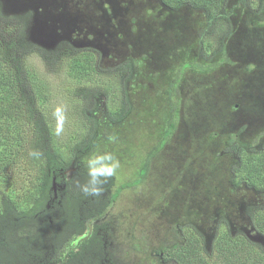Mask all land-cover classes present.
<instances>
[{"label": "rangeland", "instance_id": "374dc122", "mask_svg": "<svg viewBox=\"0 0 264 264\" xmlns=\"http://www.w3.org/2000/svg\"><path fill=\"white\" fill-rule=\"evenodd\" d=\"M239 2L225 0L230 20L211 26L212 39L221 30L226 35L217 43L224 45V55L213 58V53L204 60L197 55L201 19L186 6L170 12L156 0H0V44L25 34V12H34L27 35L37 47L23 48L17 60L25 76L29 72L45 82L43 112L53 129L52 109L57 104L67 107L60 140L70 138L72 146L71 139L88 128L86 116L94 117L92 108L103 102L110 100L108 109H124L125 100L129 103L131 120L102 129L104 140L94 148L113 152L121 162L114 187L103 196L136 180L147 153L162 140L169 127V86L179 64L211 66L224 56L213 71L184 72L179 83L182 116L174 134L150 161L146 178L123 188L107 210L108 244L125 262L159 264L153 250L179 243L177 229L189 223L210 246L222 225L214 220L222 214L230 221L224 230L242 231L251 242L264 245V238L248 233L249 219L243 213L247 205L263 203L264 196L243 186L229 190V154L218 158L229 133L238 132L245 125L238 126L240 120L248 115L260 116L256 134L264 130V6L263 13L250 15L237 10ZM37 30L46 41L37 40ZM82 52L92 54L93 78L76 82L68 76V60ZM142 57L150 63L140 67L142 74L135 80L138 69L128 73L127 68ZM112 133L118 135L116 143L107 141Z\"/></svg>", "mask_w": 264, "mask_h": 264}, {"label": "trees", "instance_id": "16d2710c", "mask_svg": "<svg viewBox=\"0 0 264 264\" xmlns=\"http://www.w3.org/2000/svg\"><path fill=\"white\" fill-rule=\"evenodd\" d=\"M158 1L171 10L186 6L198 12L201 19L197 34L198 57L209 60L213 53V58L217 54L224 55V45L217 43L224 41L225 33L221 30L222 35L216 40L210 33L213 24L230 20L223 8L225 0ZM239 3L237 10L250 15L263 13L264 0H240ZM26 47L23 32L16 41L0 44V264H130L111 251L106 213L123 188L137 186L146 178L152 157L174 134L177 119L182 115L179 109L182 69L171 88L169 113L172 119L163 134L166 137L147 156L138 178L112 195L84 197L77 184L87 181V170L69 172L68 178L64 172L71 165L72 151L77 154L84 150L80 140L85 135L71 139L73 148L70 138L62 141L54 135L43 112L48 99L45 82L29 72L25 76L17 60L18 52ZM223 58L211 66L191 61L189 67L210 72ZM93 65L92 54L82 52L68 60V76L76 82L91 81ZM247 117L242 122L239 119L238 126L245 125L231 141L223 143L238 142L233 149L235 169L231 179L227 174V182L229 190L243 186L264 196V145L258 147L264 130L260 135L255 133L262 125L259 115ZM33 149L42 152L40 160L29 157ZM114 185L115 177L105 185L104 193ZM246 213L254 235L264 238V207L255 204L252 208L249 206ZM220 223L210 246L195 228L183 229L180 242L163 249L162 260L175 264H264L262 243L232 237L229 230H224L228 224L224 220Z\"/></svg>", "mask_w": 264, "mask_h": 264}, {"label": "flooded vegetation", "instance_id": "af4514ba", "mask_svg": "<svg viewBox=\"0 0 264 264\" xmlns=\"http://www.w3.org/2000/svg\"><path fill=\"white\" fill-rule=\"evenodd\" d=\"M158 1V0H156ZM159 2V1H158ZM160 3V2H159ZM164 8H166V10L172 12L174 10H171V9H168L166 6H164L162 3H160ZM106 9V8H105ZM25 10H33L32 8H25ZM107 10H104V12H106ZM104 14V13H103ZM34 12H25V41L26 43L28 44L27 46L29 48H36L37 47V43L35 41H33V39L31 38V40L34 42L33 44L31 42H29L28 40V35L27 33L29 32V35L31 36V30L30 28L33 27L34 25ZM110 19V18H109ZM107 19V20H109ZM37 34L39 36H36L37 37V40L41 41V42H44L46 41V39L43 38V36L41 35L40 31L37 30ZM202 58V57H200ZM150 62L148 61H145L144 60V57H142L140 60H136V61H131V64H132V67L131 69L128 67V73L130 71V73L134 70V69H138L137 71V77L135 80H138V78L140 77V75L142 74V68L140 67H143V66H146L148 65ZM181 64V63H180ZM179 64L178 66V70H177V73H176V76L179 74L180 72V69H182V75H184V72H186L187 69H190L189 67V62H185L182 66ZM176 78V77H175ZM175 81V80H174ZM174 83V82H173ZM172 83V84H173ZM125 84V83H124ZM172 84H170V91H171V88H172ZM129 94V93H128ZM171 97V95H170ZM169 97V101H168V111H170V102H171V99ZM109 103L106 105L104 102L102 103V105H98L94 108H92V114L94 115L93 116H86L87 118L85 119L87 122H88V128L86 130V132L82 135L84 136L83 138H81L80 142L82 141L83 142V146H84V150L81 152V151H78L77 154L76 152H73L72 151V155H73V159H72V162H71V165L69 169H66L65 172H64V175L66 178L70 177L71 175L69 174V172H73V171H85L87 170L85 167H84V164L82 163L83 159L88 156L90 153L94 152V148H95V145L98 143L99 140H104V137L105 135L102 133V129H106V128H114L116 127L117 125H123L125 122H128L129 120H131V117H132V110H131V107H129V103L125 106V108L122 110L120 109L118 106L116 107H113L111 109H108L109 105H110V100L108 101ZM183 105L179 102V109H181ZM95 113L97 114H101L102 117L101 118H98ZM182 115H180L179 117H181ZM179 117L177 119V123H176V127L178 126V120H179ZM171 117H169V120H168V125L170 124V121H171ZM132 122V121H131ZM130 122V124H131ZM182 125H185V124H182ZM181 126V125H180ZM168 130V129H167ZM166 130V131H167ZM165 131V132H166ZM235 136V133H229V135L227 136V141H231V139ZM166 137V135H162V140H164ZM172 136H170L171 138ZM169 138V139H170ZM91 139V140H90ZM169 139L167 140V142L169 141ZM161 140V141H162ZM165 142V144L167 143ZM238 143V142H232L231 144H225V145H222L223 146V151H219L218 154L220 156H218V158H221V156H223L225 153L229 154V160H230V164L228 166V169H229V174L231 175L230 176V179L232 178V173H233V170L235 169V153L233 151V149L235 148V144ZM164 144V145H165ZM163 145V146H164ZM264 145V135L261 136V138L258 139V147ZM156 146H158V144H156ZM155 146V147H156ZM162 146V147H163ZM154 147V148H155ZM161 147V148H162ZM250 146H248L249 148ZM71 148H73V146H71ZM153 148V149H154ZM228 148V149H227ZM152 149V150H153ZM79 150V149H77ZM151 150V151H152ZM151 151L149 153H147L146 155V158L145 160L147 159V156L151 153ZM79 152H81L80 155ZM158 153V152H157ZM157 153L154 154V156L152 157V159H154L157 155ZM225 154V156H226ZM224 156V157H225ZM223 157V158H224ZM141 170V169H140ZM70 175V176H69ZM68 176V177H67ZM231 186H233L231 183H230ZM264 201V200H263ZM254 204H251V205H247L244 210H243V213L244 215L247 217V219H250L247 215V213L245 212L246 211V208L248 206H250L251 208L253 207ZM261 206L264 207V202L259 204ZM221 217L217 216L216 218H218V221L217 219L214 220V222H222V220H224L227 224L230 223V221L228 220L227 216H225L224 214L221 215ZM225 223V224H226ZM186 228H194L190 223L189 225H184L183 229H186ZM181 229V230H183ZM178 227L177 231L178 233L180 234V238L182 239L183 237V231H181ZM238 233L237 234H231L232 237H248L247 235L248 234H244L242 231H239V230H236ZM248 233L251 235L253 234L254 235V232H253V227L250 225V222H249V226H248ZM215 235V234H214ZM203 236V234H202ZM176 238H179L178 236ZM171 245H174V244H171ZM169 245V246H171ZM168 246V247H169ZM134 249H137L136 246L133 247ZM161 248V247H160ZM153 254L154 253H157V263L159 264H164L167 262V260H162L163 259V248L162 249H159L158 252L154 251L152 252Z\"/></svg>", "mask_w": 264, "mask_h": 264}, {"label": "clouds", "instance_id": "9594fccd", "mask_svg": "<svg viewBox=\"0 0 264 264\" xmlns=\"http://www.w3.org/2000/svg\"><path fill=\"white\" fill-rule=\"evenodd\" d=\"M52 118L55 121L54 134L57 137L63 135L65 131V123L67 121V107L62 104H57L52 109ZM109 143H116L118 135L115 133L107 135ZM29 157L40 160L42 152L33 149L28 153ZM82 163L87 169V181L83 184L78 183L77 187L84 197L99 198L105 191V185L108 181L118 174L121 168L119 158L110 151H94L86 156Z\"/></svg>", "mask_w": 264, "mask_h": 264}, {"label": "water", "instance_id": "95a60500", "mask_svg": "<svg viewBox=\"0 0 264 264\" xmlns=\"http://www.w3.org/2000/svg\"><path fill=\"white\" fill-rule=\"evenodd\" d=\"M54 186V185H53Z\"/></svg>", "mask_w": 264, "mask_h": 264}]
</instances>
